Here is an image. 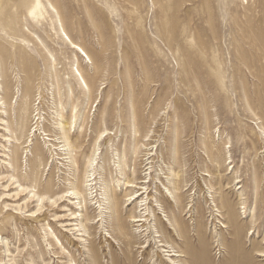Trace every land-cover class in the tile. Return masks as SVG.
Here are the masks:
<instances>
[{"label": "rangeland", "instance_id": "rangeland-1", "mask_svg": "<svg viewBox=\"0 0 264 264\" xmlns=\"http://www.w3.org/2000/svg\"><path fill=\"white\" fill-rule=\"evenodd\" d=\"M0 95V264H264V0H0Z\"/></svg>", "mask_w": 264, "mask_h": 264}, {"label": "bare ground", "instance_id": "bare-ground-1", "mask_svg": "<svg viewBox=\"0 0 264 264\" xmlns=\"http://www.w3.org/2000/svg\"><path fill=\"white\" fill-rule=\"evenodd\" d=\"M62 32H63V34H64V36L67 38V40H69L70 42H71V44L73 45V47L74 48H76L79 52H81V54L82 55H84V56H86L87 58H89V56H88V54L86 53V51L84 50V48L81 46V45H79V44H77V43H74L71 39H70V37L68 36V34L65 32V30H64V28L62 29ZM78 74V76H79V78H80V80H81V83L83 84V86L87 89V90H90V86L88 85V82H87V80L85 79V77H84V75L81 73V72H78L77 73ZM17 98V97H16ZM0 101H2L1 103H0V106L1 105H4V101H3V97L0 95ZM17 101V100H16ZM75 111V110H74ZM0 113L3 115V114H5L6 113V110L5 109H3V107H0ZM74 116H76V114H77V111H75L74 112ZM35 119H36V117H35ZM37 122V121H36ZM72 122L73 121H71V124H69V127L68 126H60V128L59 127H57L58 129H59V131L62 133V135H63V137L61 136V137H57V136H55V137H49V143L50 144H52V145H48V146H45L44 148H46V150L49 152V153H47V154H45V156H41V158L40 157H38V156H36V157H38V159H40V161L39 162H41V163H43L45 160H46V156L48 157V154L50 155V157H53L54 156V151L53 150H57V151H55V154L56 155H59V159L61 158V156L60 155H63V156H65V155H67V154H70V158H71V161L74 163V164H76V166H78L77 165V162H76V160L74 159V157H73V150H71V144H70V142H69V133H70V131H69V128L70 129H73V128H71V127H74L75 125L74 124H72ZM8 123V121H6V119L5 118H0V124L1 125H5V124H7ZM7 127V126H6ZM1 128H3V127H1ZM37 128H38V126H34L33 128H32V131H34L35 133H33V135H31L30 134V136H31V140H30V143L27 145V146H25V147H27L28 148V146L31 144V142L32 143H34L35 142V134L37 133ZM4 129V128H3ZM9 129V127H7V130ZM6 130V129H5ZM10 130V129H9ZM31 131V132H32ZM108 134H109V132H107L106 130H104V131H102V132H100L99 133V135H98V141L99 140H101V142H103L107 137H108ZM48 135H51V134H48ZM30 136H29V138H30ZM19 137H17L16 139H14L13 137H10L9 135H6V134H4V137H3V140H4V142L5 141H7V142H9L8 144L9 145H11V144H14V143H17V144H19L20 145V140L18 139ZM57 138H63V140L62 141H59V142H56V140H57ZM29 141V140H28ZM51 141V142H50ZM65 142V145L67 146V148H65V147H59V146H57V144L58 143H60V142ZM52 142H54V143H52ZM6 147V146H5ZM40 148H42V146H40ZM5 151H7V152H9L10 151V149H6ZM42 151H43V149H42ZM44 152V151H43ZM29 153V152H28ZM51 153V154H50ZM28 155V154H27ZM30 155H32V156H34V154L33 153H31L30 152ZM4 156V155H3ZM7 156V155H6ZM10 157V156H9ZM27 157V156H26ZM67 156H65V158H66ZM150 158V157H149ZM8 159H10V158H8ZM95 162H96V158H95V156L94 155H92L91 157H89V159L87 160V165H86V171H85V173H86V176H85V178H84V180H81L80 181V188H82V187H84L85 188V190L87 191V194L90 196V199H92V200H95L96 199V196H94V192L92 191L93 190V180L95 179ZM11 163V162H10ZM11 167H12V165H11ZM134 186V184L132 183V181H130V180H128L127 181V187H133ZM170 189H168V191H169ZM76 195L77 197H80L81 196V193L79 192V191H76V190H73L72 191V193H71V195ZM45 196H39L37 193H33L32 194V197L33 198H35V197H38V199H39V201H41V203H42V201H43V199H45V198H47V199H49V201L50 202H53V203H55L56 202V200H54V199H52V197H47V195L46 194H44ZM140 195H142V193H139V196H136V197H131L129 200H132V201H134V200H136L137 198H139L140 197ZM163 196H165V195H163ZM70 197V196H69ZM147 203L145 202V204L144 205H146ZM99 215H98V217H97V221H96V223H98L100 220H102L103 218H104V214H105V212L106 211H108L109 212V210L110 209H112V210H114V211H116L117 210V212L118 213H120L121 212V209H120V206H113V205H111L109 202H105L104 201V199H103V203H100L99 204ZM41 208L42 207H40V208H38L37 209V211H35V212H31V213H29L27 216H32V217H37V216H39L40 214H41V212H42V210H41ZM98 208V207H97ZM109 210H108V209ZM107 209V210H106ZM38 213V214H37ZM138 220H143L142 218H135L133 221H138ZM251 231V230H250ZM173 255H179L178 253H174Z\"/></svg>", "mask_w": 264, "mask_h": 264}]
</instances>
